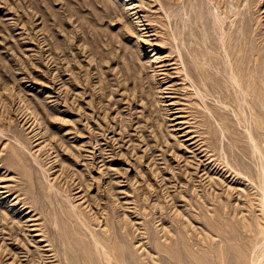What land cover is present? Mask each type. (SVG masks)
Segmentation results:
<instances>
[{"label":"rangeland","instance_id":"rangeland-1","mask_svg":"<svg viewBox=\"0 0 264 264\" xmlns=\"http://www.w3.org/2000/svg\"><path fill=\"white\" fill-rule=\"evenodd\" d=\"M0 264H264V0H0Z\"/></svg>","mask_w":264,"mask_h":264}]
</instances>
